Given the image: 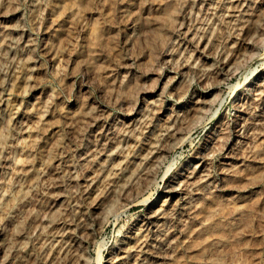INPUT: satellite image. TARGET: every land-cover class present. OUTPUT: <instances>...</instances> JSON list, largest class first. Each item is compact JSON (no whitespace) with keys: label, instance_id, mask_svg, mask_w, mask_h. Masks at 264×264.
<instances>
[{"label":"rangeland","instance_id":"374dc122","mask_svg":"<svg viewBox=\"0 0 264 264\" xmlns=\"http://www.w3.org/2000/svg\"><path fill=\"white\" fill-rule=\"evenodd\" d=\"M10 4L0 21L18 28V43L0 40V264H114L169 183L209 153L213 184L189 187L132 261L264 264V125L249 138L234 127L264 82V36L248 41L264 0ZM209 90L212 104L192 112Z\"/></svg>","mask_w":264,"mask_h":264},{"label":"bare ground","instance_id":"6f19581e","mask_svg":"<svg viewBox=\"0 0 264 264\" xmlns=\"http://www.w3.org/2000/svg\"><path fill=\"white\" fill-rule=\"evenodd\" d=\"M10 5H11L10 0H0V20L7 19L8 17H10V15H11V13H10L11 9L9 8ZM252 15H251L250 20L253 19ZM0 29L3 30L2 32L0 31V40L4 41L7 45L14 48V44H17L18 40L13 39L12 37H13V33L15 31H17L18 28L15 26L9 25V24H4V22L0 21ZM241 29H243V28H241ZM263 36H264V16H262L258 19L255 32L252 36H250L248 38V41L260 40L261 38H263ZM189 39H191V37ZM203 41H204V39H202V37H201V39L197 40V43H196L197 47H200L204 43ZM2 54H3V57L5 59L11 58V52L9 50L4 51ZM233 54L235 55V52ZM232 68L233 67L230 66L229 63H225L223 65V71L222 70H219V71L227 72L230 74L232 72ZM215 72H216V70H215ZM1 84H2V82H1ZM255 90H257V89H255ZM213 99H214V97H213L212 91H210V90L209 91H201L195 96V99L193 100V107H191L189 109L193 108L194 111H192V112H198L202 109H205L207 106L209 107L212 104ZM161 101L158 102L157 104L159 105V103H161ZM0 102H2L1 96H0ZM245 105H246V103H245ZM155 106H157V105H155ZM154 108H158V107H154ZM159 108H160V106H159ZM189 109H188V111H189ZM238 110H240V109H238ZM192 112L190 111V113H192ZM172 113L173 112H171L170 114H172ZM167 114H166V116L169 115V114L168 115ZM178 115H179L178 111L176 110L172 115H170V118L168 117L169 120L166 123L167 125H165L164 131L166 130L167 132L169 131L171 133V132H174L176 130V127H175V130L173 131V126L176 125L175 123L178 119ZM262 125H264V82L260 85V88L258 89V91L253 95L251 102H249V104L246 106L244 113H242L240 115L239 120L236 121L234 127H235V131L237 132V134H236L237 136L249 138L253 134H256L257 133L256 128L258 126H262ZM170 130H172V131H170ZM165 147L167 148L169 146H165ZM156 148H157V145H152V148L150 149L149 152L147 151V153H144L143 155H141V157H140L141 162L146 163V164L149 163V161L152 160V158L155 155V149ZM172 148H173V146H172ZM232 149H233V146H231V143H228V145L226 146V151H227L226 152L227 153L226 158L227 159L233 158L232 155L229 154L232 151ZM167 150H169V148ZM114 151H116V150L114 149ZM156 152H157V150H156ZM209 154H204V155L201 154V156L202 155L203 156L200 157V162L197 165L195 164L196 165L195 167L186 169L183 172V174H181L182 173L181 172L180 173L181 176L179 177V179L174 181V183H169L170 184L169 189L166 191V193L168 192L167 193L168 197L164 200V202L162 203V205L159 208L151 209L143 216V218L138 222L137 230H131V234L129 236H127L126 241H124V243H122V245L119 247L117 254H115L116 256H114V258H113L114 261L112 260L114 264H139L138 262H134L132 260L135 259V256H137L139 259L140 254L145 253L144 252L145 242L147 241V237H148L149 233L152 232L153 227L156 226L155 228H159L161 226V223H160L161 219L166 217L167 213L170 210H177L180 207L181 203H183L182 199L185 198V194L188 192L187 189L189 187H192V186H195L198 184L206 186V185H209V183H211V182H209V178H210L211 174L208 172V170L210 169V168H208V166H210V165H208V163H209V160L211 157ZM148 170H150V169L148 168ZM140 172H141V174H145L146 173L145 167L140 169ZM125 175L128 176L129 178H133V175H128V174H125ZM211 181H213V179ZM211 184H213V183H211ZM30 186L33 188L35 186V181L32 182ZM176 197H177L176 201L173 202ZM97 198L98 197H96L95 199H97ZM99 200L96 203L94 202L95 205L98 204V206H99L101 204V203H99ZM79 213H80V211H79ZM81 216H84V215H81ZM80 218H82V217H80ZM82 222H83V220H82ZM82 222H81V224H84ZM86 226H87V224H86ZM87 228H88V226H87ZM7 243L8 242H2L1 243L0 253L4 250Z\"/></svg>","mask_w":264,"mask_h":264}]
</instances>
